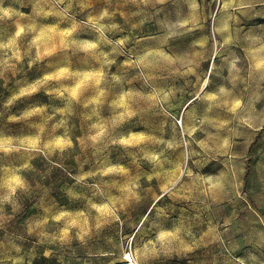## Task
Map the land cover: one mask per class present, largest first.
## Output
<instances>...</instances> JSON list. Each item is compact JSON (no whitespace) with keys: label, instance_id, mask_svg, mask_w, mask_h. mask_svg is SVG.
Masks as SVG:
<instances>
[{"label":"rangeland","instance_id":"obj_1","mask_svg":"<svg viewBox=\"0 0 264 264\" xmlns=\"http://www.w3.org/2000/svg\"><path fill=\"white\" fill-rule=\"evenodd\" d=\"M264 264V0H0V264Z\"/></svg>","mask_w":264,"mask_h":264},{"label":"bare ground","instance_id":"obj_2","mask_svg":"<svg viewBox=\"0 0 264 264\" xmlns=\"http://www.w3.org/2000/svg\"><path fill=\"white\" fill-rule=\"evenodd\" d=\"M128 260L130 261V263H128V264H132V259H130V258H126V259H125V262H123V261H122V262L127 264V261H128Z\"/></svg>","mask_w":264,"mask_h":264},{"label":"built area","instance_id":"obj_3","mask_svg":"<svg viewBox=\"0 0 264 264\" xmlns=\"http://www.w3.org/2000/svg\"><path fill=\"white\" fill-rule=\"evenodd\" d=\"M122 263H123V262H122ZM128 263H130V261H129V260L127 261V264H128Z\"/></svg>","mask_w":264,"mask_h":264}]
</instances>
